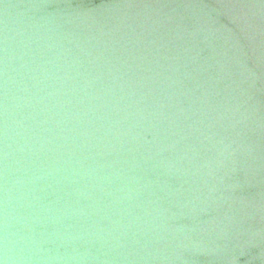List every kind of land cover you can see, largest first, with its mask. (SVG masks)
I'll return each mask as SVG.
<instances>
[{
	"label": "water",
	"instance_id": "1",
	"mask_svg": "<svg viewBox=\"0 0 264 264\" xmlns=\"http://www.w3.org/2000/svg\"><path fill=\"white\" fill-rule=\"evenodd\" d=\"M0 264H264V0H0Z\"/></svg>",
	"mask_w": 264,
	"mask_h": 264
}]
</instances>
